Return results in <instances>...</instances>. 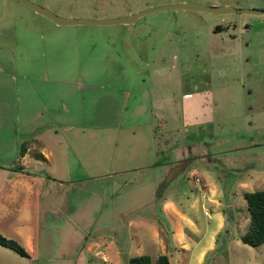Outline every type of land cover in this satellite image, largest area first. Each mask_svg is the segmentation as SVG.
Masks as SVG:
<instances>
[{
    "label": "rangeland",
    "instance_id": "374dc122",
    "mask_svg": "<svg viewBox=\"0 0 264 264\" xmlns=\"http://www.w3.org/2000/svg\"><path fill=\"white\" fill-rule=\"evenodd\" d=\"M30 1L76 19L181 2L264 10V0ZM0 67L24 79L41 125L55 126L27 159L34 178L0 191V234L28 255L0 246V264H106L99 250L107 264L155 256L176 244L175 222L183 227L166 201L199 216L204 242L212 187L227 226L245 215L246 225L242 193L264 189V14L165 9L129 24L54 25L0 0ZM16 154L1 147L0 163ZM185 156L193 159L160 188L166 164ZM231 231L203 264H264V244L248 251Z\"/></svg>",
    "mask_w": 264,
    "mask_h": 264
},
{
    "label": "crops",
    "instance_id": "0c3cea01",
    "mask_svg": "<svg viewBox=\"0 0 264 264\" xmlns=\"http://www.w3.org/2000/svg\"><path fill=\"white\" fill-rule=\"evenodd\" d=\"M25 91L26 86L23 78L21 80H16L15 77L0 67V148L9 147L15 150L17 153L16 156H18L19 144L25 138L32 136V138L40 143V147H36L34 144L28 147L21 156H18L16 162L13 159L10 163H0V191L4 190L5 186L15 181H20L21 178L23 181H25L24 178H27V176L29 179L34 178L32 173L25 171V168L28 167L27 159L31 158L35 160L32 155L41 153V150H43L44 144L41 138H51L50 131L55 128L54 125L48 123L41 125V123L46 120L40 119L41 113H39V109L27 104L25 100ZM69 126L71 125H66L65 128ZM201 190L205 191V187H202ZM207 190L209 193L206 194V198L213 204V214H210V212L208 213L206 209L204 212L207 218L211 215L213 216V223L207 230V237L204 242H200V240H198L199 237L195 234L201 230L202 227V222L197 214L196 216H190V211L186 213L172 211L169 202L166 201L163 203L165 214L169 215L174 220H176L175 216H180L183 223L182 227L175 222L173 236L176 244H159L160 252L167 255L170 264H203L207 255L214 251L216 247V237L219 236L222 230L226 232H228V229L232 230V236L235 237L234 239L236 241L239 240V237L246 230L248 217L247 223L244 225L246 220V215L244 213L242 214H244L245 217H242L241 223H239L238 218H236L232 223L233 226H227L221 203L215 198L217 193L216 189L212 187ZM192 212L195 214V211ZM241 228L245 229L241 230ZM233 229L236 230V232H234ZM187 240L195 242L190 243ZM244 245L247 246L245 249L253 251L262 249L261 245L263 244L257 246ZM87 249H90V247H87ZM94 254H99L102 262L108 263V258L102 251H96ZM210 260L214 262L213 256L210 257ZM246 262L247 264H253L248 259ZM113 264L117 263L115 262Z\"/></svg>",
    "mask_w": 264,
    "mask_h": 264
},
{
    "label": "trees",
    "instance_id": "16d2710c",
    "mask_svg": "<svg viewBox=\"0 0 264 264\" xmlns=\"http://www.w3.org/2000/svg\"><path fill=\"white\" fill-rule=\"evenodd\" d=\"M35 145L40 147L32 136L25 138L18 147V156H21L25 150ZM242 198L245 201L248 212V223L246 230L239 237V240L249 246L264 244V189L244 191ZM0 246L7 248L19 256H28L25 250L13 239L6 238L0 234ZM127 264H170L168 257L164 253L150 256L147 254H136L128 257Z\"/></svg>",
    "mask_w": 264,
    "mask_h": 264
},
{
    "label": "water",
    "instance_id": "95a60500",
    "mask_svg": "<svg viewBox=\"0 0 264 264\" xmlns=\"http://www.w3.org/2000/svg\"><path fill=\"white\" fill-rule=\"evenodd\" d=\"M17 2L23 4L24 6L30 8L35 13L49 19L56 25H112V24H129L134 22L139 16L151 13L158 10L165 9H183V10H196V11H206L213 14H224L229 12H241V13H257L264 14V10L259 9H250V8H233L230 6H206L197 3H174L166 4L157 7L147 8L141 11H137L132 14H127L124 16L114 17V18H102V19H76V18H62L59 17L46 8L30 1V0H16ZM195 158V157H194ZM193 159V157H184L179 160H176L173 168L170 169L160 184V188L166 186V184L181 170H183Z\"/></svg>",
    "mask_w": 264,
    "mask_h": 264
},
{
    "label": "flooded vegetation",
    "instance_id": "af4514ba",
    "mask_svg": "<svg viewBox=\"0 0 264 264\" xmlns=\"http://www.w3.org/2000/svg\"><path fill=\"white\" fill-rule=\"evenodd\" d=\"M185 157H186V156H185ZM176 159L179 160V158H176ZM171 161H172V160H169L168 163L171 162ZM175 163H176V162H174V163H172V164H166V165H167V166H166V167H167V171H169L170 169H172V168H173V165H174Z\"/></svg>",
    "mask_w": 264,
    "mask_h": 264
}]
</instances>
